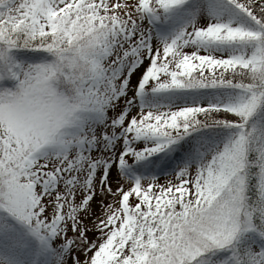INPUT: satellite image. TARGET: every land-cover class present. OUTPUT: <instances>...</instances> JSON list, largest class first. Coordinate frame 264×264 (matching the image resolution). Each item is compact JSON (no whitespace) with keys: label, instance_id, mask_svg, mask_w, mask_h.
I'll return each mask as SVG.
<instances>
[{"label":"snow or ice","instance_id":"1","mask_svg":"<svg viewBox=\"0 0 264 264\" xmlns=\"http://www.w3.org/2000/svg\"><path fill=\"white\" fill-rule=\"evenodd\" d=\"M0 264H264V0H0Z\"/></svg>","mask_w":264,"mask_h":264}]
</instances>
